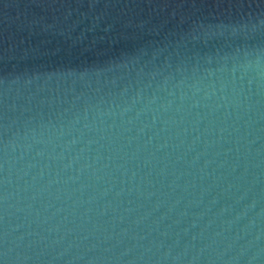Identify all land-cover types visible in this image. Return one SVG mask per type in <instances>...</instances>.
Wrapping results in <instances>:
<instances>
[{"label":"water","instance_id":"obj_1","mask_svg":"<svg viewBox=\"0 0 264 264\" xmlns=\"http://www.w3.org/2000/svg\"><path fill=\"white\" fill-rule=\"evenodd\" d=\"M0 264H264V0H0Z\"/></svg>","mask_w":264,"mask_h":264}]
</instances>
